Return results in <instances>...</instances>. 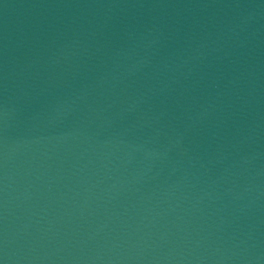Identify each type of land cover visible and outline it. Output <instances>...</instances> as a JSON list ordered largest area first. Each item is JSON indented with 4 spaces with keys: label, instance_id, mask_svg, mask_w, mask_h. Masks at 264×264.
Masks as SVG:
<instances>
[{
    "label": "water",
    "instance_id": "water-1",
    "mask_svg": "<svg viewBox=\"0 0 264 264\" xmlns=\"http://www.w3.org/2000/svg\"><path fill=\"white\" fill-rule=\"evenodd\" d=\"M0 264H26L0 245Z\"/></svg>",
    "mask_w": 264,
    "mask_h": 264
}]
</instances>
